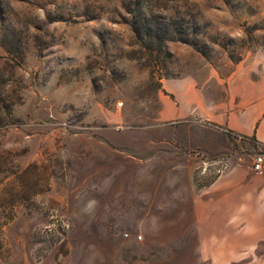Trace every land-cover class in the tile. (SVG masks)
<instances>
[{"label": "rangeland", "instance_id": "1", "mask_svg": "<svg viewBox=\"0 0 264 264\" xmlns=\"http://www.w3.org/2000/svg\"><path fill=\"white\" fill-rule=\"evenodd\" d=\"M137 8L194 20L208 55L147 51ZM228 37L234 64L211 42ZM262 38L264 0H0V264H239L212 252L242 220L200 229L192 205L230 170L255 173L256 154L263 172L264 152L235 134L194 145L210 126L172 108L162 119L160 81L189 76L215 102L237 64L264 92Z\"/></svg>", "mask_w": 264, "mask_h": 264}, {"label": "crops", "instance_id": "2", "mask_svg": "<svg viewBox=\"0 0 264 264\" xmlns=\"http://www.w3.org/2000/svg\"><path fill=\"white\" fill-rule=\"evenodd\" d=\"M249 73L248 69L238 68L235 64L225 81V99L215 102L205 101L201 87L189 76L184 80H161L163 92L159 96V115L162 119L169 118L166 113L172 108L186 113L174 114L170 119L194 115L206 121L210 127H203L205 130L198 128L196 134L201 132L207 136L198 135V140L191 138L194 145L206 150H218L219 140L226 139L227 130L237 135L252 136L257 143L264 144V92L259 90L258 81L251 79ZM217 181L211 193L204 189L200 193L205 197L193 201L198 228L223 230L230 227L231 223L227 222H208L214 215L227 217L234 214L242 222L238 226V235L232 239H221L212 254L224 257L226 262L237 259L245 260L241 264H264V171L258 174L249 173L244 168L232 169L219 176ZM257 243L263 244L261 251L244 259Z\"/></svg>", "mask_w": 264, "mask_h": 264}, {"label": "trees", "instance_id": "3", "mask_svg": "<svg viewBox=\"0 0 264 264\" xmlns=\"http://www.w3.org/2000/svg\"><path fill=\"white\" fill-rule=\"evenodd\" d=\"M137 14L131 22L134 34L136 38L140 41L143 48L149 52H157V54H163V57L169 58L170 52L166 50V41H178L191 46L195 51H197L202 56H207L209 53V47L206 42L200 41L197 38L199 31V26L194 22V20L185 21L183 18L174 19L168 18L166 16H155L154 14L149 15V12H142L137 8ZM133 10H131L132 13ZM136 13V12H135ZM247 42L252 41L253 37L251 32L247 29L243 30ZM227 42L220 44L216 40H212V43L219 45L221 48L226 50L227 58L231 63H237L241 60V55L239 52L235 53L233 48H227L230 43L233 42L231 38H226ZM260 49L264 52V38L260 42H256ZM166 77V75L164 76ZM227 135L233 133L229 130L226 131ZM237 135V134H235ZM241 138H248L244 135H237ZM255 145L259 146L264 152V144L257 143L253 137H249Z\"/></svg>", "mask_w": 264, "mask_h": 264}, {"label": "built area", "instance_id": "4", "mask_svg": "<svg viewBox=\"0 0 264 264\" xmlns=\"http://www.w3.org/2000/svg\"><path fill=\"white\" fill-rule=\"evenodd\" d=\"M261 154H256L254 158L252 159V162L250 164V168L255 173H261L262 167H263V159Z\"/></svg>", "mask_w": 264, "mask_h": 264}]
</instances>
